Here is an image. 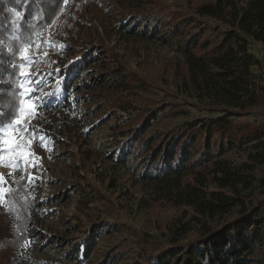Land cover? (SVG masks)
<instances>
[{"label": "rangeland", "instance_id": "rangeland-1", "mask_svg": "<svg viewBox=\"0 0 264 264\" xmlns=\"http://www.w3.org/2000/svg\"><path fill=\"white\" fill-rule=\"evenodd\" d=\"M156 1L171 12V19L148 21L139 16L138 12L154 8ZM186 1L103 0L81 21L72 20V29L58 40L54 33L62 15L28 46L34 58L28 74L39 76L40 87L34 95V101H39L36 113L25 125L37 131L28 134L31 129L24 128L20 140L35 155L25 163L21 157L8 158L0 145V156L5 157L0 159L4 170L0 207L7 210L6 193L16 173L23 176L40 206L32 218V236L19 251V264H146L144 250L158 254L170 246L176 236L172 232L180 224L191 227L185 241L201 233L191 208L152 201L151 187L139 178L142 173L167 170L151 166L133 150L119 158L113 140L115 127L136 130L140 126L135 113L121 109L129 104L141 112H148V107L164 110L163 119L144 132L143 139L219 115L174 102L161 89H178L186 73L184 58L177 51L180 38L196 37L212 48L225 38L226 30L217 28L213 20L182 13L178 4ZM204 1L192 0V6ZM69 9H75L72 0L65 2L64 11ZM249 51L264 67V47L252 43ZM122 65L160 88L139 82L127 85L119 72ZM253 72L263 76L264 84V70L255 66ZM121 94L129 103L113 105L111 98ZM67 101L74 116L65 106ZM232 120L238 125H261L264 133V115L254 112ZM209 136L205 134L197 144L194 161L207 164L223 147L224 158L234 165L247 162L249 144L215 134L210 150ZM254 176L255 184L245 195L253 194L252 204L259 206L256 219L264 221V165L256 167ZM178 259L168 264H177ZM0 264L6 262L0 258Z\"/></svg>", "mask_w": 264, "mask_h": 264}, {"label": "trees", "instance_id": "trees-1", "mask_svg": "<svg viewBox=\"0 0 264 264\" xmlns=\"http://www.w3.org/2000/svg\"><path fill=\"white\" fill-rule=\"evenodd\" d=\"M65 2L0 0V125L11 115L15 80L20 78L12 67L20 62L18 52L15 55L13 52L25 43L30 46L62 15L54 33L58 40L72 29V20L81 21L86 11L103 0H72L75 9L67 12ZM178 6L191 18L213 20L217 28L226 30L225 38L214 48L196 37L180 38L177 51L184 58L186 73L178 89H161L174 102L182 101L219 115L185 122L165 135L153 132L143 139L142 134L163 119L164 110L148 107V112H141L132 104L121 108L135 113L140 126L136 130L114 128V153L120 151L122 158L133 150L151 166L162 165L166 173H142L139 177L151 187L152 201L191 208L195 213L193 221L200 225L201 233L185 241L191 227L188 223L180 224L172 232L176 236H172L170 246L158 254L144 250V259L146 264H168L177 257V264H264V221L256 219L259 206L252 204L253 194L245 195L255 184L256 167L264 165V133L261 125H238L232 120L254 112L264 115L263 76L253 72L255 66L263 70L264 67L249 51L252 43L264 47V0H205L195 7L188 0ZM170 13L158 1L154 8L138 12L148 21L171 19ZM30 31L32 37L26 40ZM120 68L127 85L139 82L160 88L133 68L126 65ZM127 99L121 94L113 96L111 102L115 106L126 105ZM65 106L74 116L71 102L67 101ZM207 133L210 150L214 149L215 134L249 144L247 162L234 165L224 158L223 147L210 156L207 161L210 164L194 161L195 148ZM11 183L5 199L7 210L0 207V258L6 264H19V251L32 236V218L40 206L30 196L20 173L12 177Z\"/></svg>", "mask_w": 264, "mask_h": 264}, {"label": "snow or ice", "instance_id": "snow-or-ice-1", "mask_svg": "<svg viewBox=\"0 0 264 264\" xmlns=\"http://www.w3.org/2000/svg\"><path fill=\"white\" fill-rule=\"evenodd\" d=\"M16 15H19V13H16ZM31 37L32 32L30 31L25 39L30 40ZM61 47H63V45H61ZM9 51L13 52L11 49H9ZM17 52L20 62L18 64L14 63L12 67L17 70L20 78L15 80L16 87L13 91L11 106L9 108L11 115L5 124L0 125V143L3 145L2 151L7 153L8 158L21 157L25 163H30L29 157L35 154L29 151L25 147V142L21 141L16 135V127L30 128L31 132H28V134L37 131L33 126L25 125L23 121L36 113L39 101H34V95L39 94L36 89L40 87V84L37 83L39 79L38 75L34 78L33 75L28 74L29 66L32 64L34 58H30V49L27 47V44H23L19 49L13 52V54L15 55ZM44 139L45 137L41 136L39 143L43 144ZM27 143L30 144L31 141H27ZM4 158L5 157L0 156V159ZM36 159H39V157L37 156ZM2 179L3 178L0 177V180Z\"/></svg>", "mask_w": 264, "mask_h": 264}, {"label": "bare ground", "instance_id": "bare-ground-1", "mask_svg": "<svg viewBox=\"0 0 264 264\" xmlns=\"http://www.w3.org/2000/svg\"><path fill=\"white\" fill-rule=\"evenodd\" d=\"M30 117V116H29ZM29 117H27L24 121H23V123L25 124L26 123V121H28V118ZM24 128H22V127H16V135L19 137V139H21L20 138V131H22ZM0 145H1V143H0ZM16 164V163H15ZM17 165V164H16ZM16 165H15V167H16ZM1 172H4V170H2V169H0V176H1Z\"/></svg>", "mask_w": 264, "mask_h": 264}]
</instances>
